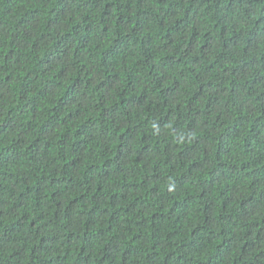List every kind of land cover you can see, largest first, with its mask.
Masks as SVG:
<instances>
[{
	"label": "trees",
	"instance_id": "16d2710c",
	"mask_svg": "<svg viewBox=\"0 0 264 264\" xmlns=\"http://www.w3.org/2000/svg\"><path fill=\"white\" fill-rule=\"evenodd\" d=\"M0 264H264V0H0Z\"/></svg>",
	"mask_w": 264,
	"mask_h": 264
}]
</instances>
